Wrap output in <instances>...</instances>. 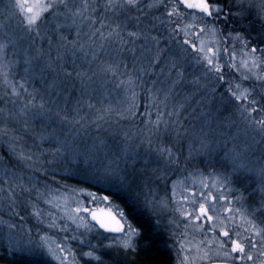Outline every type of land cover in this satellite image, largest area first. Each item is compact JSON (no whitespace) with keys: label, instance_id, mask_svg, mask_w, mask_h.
Instances as JSON below:
<instances>
[{"label":"snow or ice","instance_id":"1","mask_svg":"<svg viewBox=\"0 0 264 264\" xmlns=\"http://www.w3.org/2000/svg\"><path fill=\"white\" fill-rule=\"evenodd\" d=\"M133 7H139L138 0H104L103 4L96 0H79V3L76 0H13L4 5L10 16L14 15L20 20L28 45L22 57L24 75L17 82L10 76L15 75L11 72L12 66L21 61L16 55L18 41L15 37L0 40V76H3V83L10 89L4 93L5 106L0 107V138L9 146V152L0 154V164L4 166L0 183L3 200L7 202L12 215L20 216L17 211L19 196L27 194L29 202L33 192L37 198L44 196V192L33 183L38 178L29 177V187L25 184L26 174L22 171L18 173L17 169L21 165L36 168L38 163L44 162L41 157L47 160V150L43 149L46 142L52 141L58 145L51 149L54 155L69 153L78 170L87 171L109 183L127 185L132 179L128 163L141 158L137 149L142 145L146 144L150 150L144 153L143 158L154 152L158 157L165 158L167 164H179L180 150L175 145L187 140L188 155L185 161L201 154L223 152L221 159L233 164L232 175L240 169L258 173L261 196L258 203L247 202L242 193L237 195L239 189L229 188L233 180L228 173L216 172L209 173L210 184L201 178L198 192L194 186H185L184 181L179 180L173 181L171 197L157 198L149 189L145 196L146 203L151 204L159 216L170 214L168 222L173 228L172 235L180 244L177 250L178 264H200L204 261L207 264H264V71H253L264 69V0H156L150 5L166 10L165 16L172 25L169 38L177 43L176 50L169 49L168 53L157 47L152 62L159 66L158 62L164 60L171 85L162 90L156 87V80L151 81L150 85L142 89L147 98L144 113L147 119L142 122L143 126L133 134L128 131L122 135L114 132L105 139L99 135L102 122L106 124L115 118L119 125L121 120L134 119L139 110L135 89L143 85L144 81L141 80L140 85L136 83L140 77L134 75L135 65L129 71L123 61L112 63L102 60L97 51V47L102 51L106 44L117 40L121 45L129 43L122 36L125 22L108 16V13L111 10L131 11ZM100 8L102 12H98ZM253 15L261 25L257 37H252L240 23ZM49 17L52 19L49 20ZM248 23L251 25V21ZM242 28L243 31L240 30ZM129 36L137 37L138 33L129 32ZM180 36L183 39L177 41L176 38ZM153 39L159 45V39ZM38 40H47L46 50L42 43H37ZM97 40L100 41L98 46ZM9 46L13 49V58L10 60L6 59ZM237 50L242 54L239 63ZM194 65L199 66L197 71L201 72V76L192 77L191 83L196 91L209 86L212 93H216L220 87L226 90L219 94V106L215 112L202 113L204 118L197 124H185L181 119L184 104H173L169 110V100L172 89L184 83L190 74L189 68ZM121 66L125 71H120ZM37 69L41 76L49 72L51 79L45 81L43 90L32 87L29 91ZM242 69L247 71L242 72ZM109 73L116 78L127 75V79H120L116 85L117 88H126L130 93L127 108L120 109L110 103L96 108L92 102L90 85L96 77H105ZM236 73L241 75L237 77ZM73 80L79 81L81 85L80 98L76 100L75 106H70L67 99L63 104L57 103L60 93L66 91V85ZM246 82H250L247 87L244 86ZM85 107L87 111H83ZM152 109L155 110L154 120L151 119ZM224 113L228 115L223 117ZM21 117H30L32 120L47 117L58 127L45 132V126L41 124V131L37 133L30 121L25 120L23 129H31L32 136L39 140V143L33 141L34 151L33 148H23L19 143L24 140V136L19 135L20 130L15 125ZM91 125L97 128V137L90 146L78 150L81 145L77 143V137L82 131L86 135ZM65 127L67 133L64 132ZM171 137H174V144L166 139ZM134 140L139 143L133 145ZM246 156H255L261 166L258 169L245 168L242 158ZM237 160H241L239 166L236 165ZM221 166L226 167L223 164ZM158 171L159 168L153 169V173ZM178 185L181 188L179 194ZM44 189L45 192L48 190L47 184ZM80 191L83 193L84 190ZM88 195L92 197L88 203L95 204L96 196L92 193ZM99 200L111 204L109 195H103ZM73 202L77 205L74 211L69 209L67 201L62 211L67 212L77 230L83 226L85 233L90 234L98 226L99 229L118 234L111 237L106 245H89V250L81 254L82 258H94L97 264H108L97 253L110 248L129 257L128 260H117L114 264H164L150 242L141 245L140 230L128 221L123 211L118 210V205L101 209L98 206L87 207L78 198ZM47 203L51 204L52 200H47ZM32 206L33 214L38 219L42 218L44 213L34 203ZM112 208H116L117 212H113ZM222 213L228 215L223 216ZM48 215L55 218L53 213ZM20 220H23L22 216ZM0 223L6 224L9 231L22 227L11 220H0ZM181 225L184 230L175 231ZM207 233L213 235L208 237ZM197 234L203 235L204 239H198ZM57 251L71 254L70 250L60 245ZM57 258L64 264L66 256ZM87 264H91V261Z\"/></svg>","mask_w":264,"mask_h":264},{"label":"rangeland","instance_id":"2","mask_svg":"<svg viewBox=\"0 0 264 264\" xmlns=\"http://www.w3.org/2000/svg\"><path fill=\"white\" fill-rule=\"evenodd\" d=\"M13 0H0V40L9 39L15 37L18 41L17 47L19 45L25 43V46L28 45V40L23 32V29L20 26V20L12 15L10 16L8 12L5 11L4 5L12 3ZM79 3V0H76ZM97 3L103 4L104 0H96ZM167 2V0H165ZM139 7H133L132 10L136 12V19L133 18L131 15L125 16L124 13L128 12L127 10H111L108 13V16L118 18L123 20L126 24L124 31L122 32V36L125 40L129 41L124 45H121L120 42L114 41L112 43H108L105 45L104 50H99L97 47V51L99 56L102 60H106L112 63L117 61H123L127 64L128 70H133V66L135 65V72L134 75L140 77L138 80H142L144 77H152V79L157 81L156 87L162 90H166L171 85V78L167 75V68L161 72V67H164L162 64L156 68V65H153L154 60V52L157 47H167L166 50L168 51L171 49L172 51L176 50L177 43L170 39L171 27L168 23V20L165 16L166 10L162 7H150V5L156 3V0H138ZM103 9H98V12H102ZM126 18V19H125ZM49 20L52 18L49 17ZM137 20V21H136ZM163 21V23H161ZM61 22H63V18L61 17ZM146 26V27H144ZM149 26V28H147ZM99 27V25H96ZM152 28V29H151ZM150 33H149V30ZM87 31V29L85 28ZM74 34V29L72 30ZM129 32H137V37L129 36ZM156 37L159 39V45L156 44V41L153 39ZM71 38V37H70ZM183 37H177L176 40L180 41ZM37 43L46 44L47 40L44 41H37ZM100 44V41L97 40V46ZM165 50V52H166ZM21 50H17L16 55L19 56ZM8 56L6 59L13 58V49L11 46L7 49ZM90 58V57H89ZM148 59V60H147ZM227 59V57H225ZM240 59H242V54L237 50V63H239ZM16 65H13L11 68V72L14 73ZM199 66L194 65L193 67L189 68V75H187L186 80L183 84H178L172 89V96L169 100V110H171L173 104H184V110L181 119L184 120L185 124H197L200 120L204 117L201 115L202 113L207 114L208 112H215L216 108L219 106V94L225 92L224 87H220L217 89L216 93H212L209 86L208 88H201L199 91H196V88L191 83L193 75L201 76V72L197 71ZM121 72L125 71L123 66L120 69ZM247 70H243L242 72H246ZM253 71H264V69H253ZM241 73H236V76L239 77ZM16 76V75H14ZM14 76H10V79H14ZM174 78V77H173ZM120 79H127V75L120 76L118 78L112 77L111 73L105 76V87L107 88L106 91L103 92L102 96H97V94H92L93 100L95 101L96 108H101L104 105L112 104L115 107L120 109H124L128 107L130 102V93L126 91V88L120 87L117 88L116 85L118 84ZM202 82H203V78ZM137 81V80H136ZM153 81V80H152ZM115 82V86H110V83ZM148 83H144L140 87H137L135 90L138 93V98L136 103L139 105L138 114L134 119H126L121 120L120 124L117 125L115 122V118L108 121V123L103 124L102 128L99 130V135L106 134V137L102 136V138L107 139L112 133H119L122 135L124 131H128L130 134L135 133L137 128L143 126V121L147 119L144 116L145 113V104H141L142 102V95L145 94L142 89H145ZM140 85V82H139ZM250 82L245 83V87L249 86ZM6 90H10L9 86L3 83V76H0V107H4V100L5 96L4 93ZM30 91V89H29ZM95 95V96H94ZM88 98L87 96H85ZM84 97V98H85ZM160 97H163V91L160 92ZM210 97H214V99H210ZM80 98V96H79ZM85 98V99H86ZM145 101L146 97L144 95ZM187 98V99H186ZM7 99H11L8 97ZM98 101V102H97ZM8 107H13L12 105H8ZM150 107V105H149ZM83 111H87V108ZM228 113H224L223 117H226ZM222 117V118H223ZM25 119H29V117H22ZM151 119H155V110L152 109V116ZM22 120V119H21ZM21 120L18 119V122L21 123ZM32 121V119L30 120ZM36 121V120H35ZM44 122L47 126H45L44 131L50 132L52 128H56V124H52L47 118H45ZM43 122V123H44ZM53 125V126H52ZM58 127V125H57ZM19 135L23 131L18 128ZM88 135L82 137V132L80 137H77V143L81 145V148L78 150H83V148L88 147L92 144L93 139L97 137L98 130L95 125H91L88 127ZM67 128H64V132L67 133ZM96 133V134H95ZM91 137L93 139H91ZM62 138V137H61ZM169 143H175L174 137L166 138ZM90 140H92L90 142ZM23 148H26L24 143L19 142ZM133 145L139 143L138 140L132 141ZM26 144V143H25ZM49 148H45L48 153L54 155L51 152V149L58 147V145L53 142ZM27 146V145H26ZM176 149L180 150V163L179 164H167L165 158L158 157L154 152L148 156L146 159L143 158L145 152L150 151L147 148V145H142L138 152L141 153V158L134 159L129 161V167H133V165H139L140 161L143 162L144 165L150 164V169L146 172L148 173L147 179L151 182L142 181L140 180L136 190L133 194H127L126 197L122 195V197L128 201V204L124 203L118 198L117 188L114 189L113 186H118L116 182H106L101 180L100 183L98 181L92 180L89 181L90 177H94L90 173L89 178H81V180H85L88 182L79 181L80 179L73 178V181L70 182L67 180L57 179L52 175H48L51 181L44 179L46 174V170L40 167V163L36 165V168L40 170L37 171L36 168H29L25 167L24 165L20 166V169L17 170L18 173L21 171L25 173V184L27 185V181L29 177H37V180H33V183L36 185L37 188L44 192V196L41 198H37L36 193L33 192L31 194V202H29V198L27 194L25 196L18 197V204H17V211L20 212V216L23 217V220H20V216H14L11 214V209L8 206V220L12 222H18L22 225L19 229H13L9 231L8 227V237L7 242L5 243L8 247V255H25L30 256L29 258L37 259V257H41L46 259L47 261L53 264H61V261L57 258L59 256H66L64 264H87L90 260L91 264H97L94 258L83 257L82 253L89 250V245H97V244H108L111 237L116 235L105 234L102 233L98 227L94 228L93 231L88 234L85 233L84 227L81 226L78 230L76 229V225L68 218L67 212L62 211L64 208L65 201L68 202V207L72 211L76 208V203H74V199L78 198L81 203L85 204V206L90 208H96L97 206L101 209L112 207V205H118L119 211H123L128 221L133 223L136 226L140 233L142 234V230L137 226L136 222L131 218L130 208L134 210H143L149 216L148 218L155 223V227L157 230L167 232L171 239V242L168 244V249L171 254L172 264H178L179 257L177 254V250L180 247L176 238L172 235L173 228L168 222V216L170 214L159 216L156 214V211L153 210L151 204L146 203L145 196L149 192V189L152 190V193L157 196V198L168 196L171 197V190L173 187V181H184L185 186L188 187H195L197 192L200 188V180L203 178L205 182L211 183V179L209 178L210 172L216 173H228L230 178L233 180V183L229 185L230 189H238L237 184L240 182L243 184H248L252 189V194L261 196L259 191L260 187V176L257 172H247L245 169H240L238 173L232 175L233 164L231 161L222 160L223 152L214 155H198L195 156L194 159H189L185 161V157L188 155V141L183 140L180 144L175 145ZM194 148L197 145H193ZM231 147V144H229ZM259 155L258 153L256 154ZM60 161L65 159L68 161L70 160L71 163H75L73 161L72 156L67 152H62L59 155H55ZM44 159L41 157V160ZM62 161V162H63ZM242 162L245 165V168H255L258 169L261 164L256 159L255 156H246L242 158ZM64 163V162H63ZM241 160L236 161V165L239 166ZM226 165V167H222L221 165ZM10 167V166H9ZM159 168L158 172L153 173V169ZM199 170V171H197ZM145 171V170H144ZM86 171L84 174L86 175ZM191 173V175H189ZM185 177H187L185 181ZM79 179V180H78ZM97 179V178H96ZM70 180V179H69ZM100 180V179H99ZM195 180V183H194ZM142 181V182H141ZM92 182V183H90ZM80 183V184H78ZM47 184V191L45 192L44 185ZM96 184V185H95ZM145 184L144 187L140 186ZM154 187H149L152 185ZM98 185H102L103 189L98 187ZM31 186V185H27ZM122 186V185H121ZM127 186V185H126ZM122 189L123 194H125V190L127 187ZM141 188V189H140ZM75 189V192H73ZM81 189H83V193H81ZM58 190V191H57ZM115 190V191H114ZM139 190L141 192H139ZM181 188L177 186V192L180 193ZM214 194L215 190H212ZM115 192V193H114ZM88 193H92L96 196L97 202L95 204L88 203L92 199L88 195ZM241 193H237L239 195ZM244 198L247 202L252 203L250 199L246 196V193H243ZM103 195H109L111 197V204L107 202H100L99 197ZM231 199V196L229 197ZM179 199V195L177 196ZM47 200H52V203H47ZM59 202V207H57V203ZM133 203L131 206L129 203ZM33 203L44 213L43 217L38 219L34 214ZM222 203V202H221ZM239 206V205H237ZM113 212H117L116 208H112ZM189 210H191L189 208ZM49 213L55 214V218L53 219L52 216H49ZM223 216H227L228 213H222ZM2 216H0V220ZM90 221V216L88 217ZM94 223V222H92ZM217 223H219L217 221ZM3 223H0V227ZM6 225V224H5ZM53 225V226H50ZM207 227V225H206ZM30 229V231H29ZM156 230V229H155ZM183 225L180 226L179 229H175V231L180 232L183 231ZM191 231V229H189ZM81 234H84L83 236ZM218 234V233H217ZM208 237H211L212 233H207ZM67 237V239H66ZM72 237H76V239H72ZM198 239H204L203 235L197 234ZM191 239V236L189 237ZM63 246L66 250H70L71 254L60 253L57 251V246ZM55 253V255H53ZM101 255L102 258L108 262V264H114L117 260H125L128 257L118 254L114 249L104 248L101 249L98 253ZM186 253H181L180 255H185ZM121 255V256H120ZM106 257H110L106 259ZM200 262L201 263H205ZM39 264V263H38Z\"/></svg>","mask_w":264,"mask_h":264},{"label":"trees","instance_id":"3","mask_svg":"<svg viewBox=\"0 0 264 264\" xmlns=\"http://www.w3.org/2000/svg\"><path fill=\"white\" fill-rule=\"evenodd\" d=\"M124 15L125 16L131 15L133 18H135V19L137 18L136 12L132 9H131V11L124 13ZM117 17L119 18L120 16L117 15ZM248 21H251V25H249ZM240 23L243 24L244 28L248 29V32L251 33L252 37H257V34L261 31L260 22L258 19L255 18L254 15L249 16L247 20L241 21ZM144 27H146V26H144ZM147 28H149V26ZM240 30L243 31V28ZM149 33H150V30H149ZM43 46L46 50L48 44L47 43L43 44ZM162 46H163V44H162ZM162 46L160 48H162ZM25 48H27V46H25V43H23V44L19 45V47H17V49H16V52H17V50H18V52H19V50H21L20 51L21 53L18 56L21 58V61L19 64L16 65L15 70H14V73L16 76L13 77L14 80L17 82H19L21 77L24 75V73H23L24 65L22 62V57H23V50ZM166 48L167 47H164V50H166ZM165 53H168V51L166 50ZM53 55H55V53H53ZM160 64H162L164 66L163 67L164 69L167 68L163 59H161L158 62L159 66H160ZM159 66H157L156 68L158 69ZM85 67H87V65H85ZM93 67H95V63L93 64ZM50 79H51V75L49 72L46 71L44 73V75L41 76L39 73V69H37L36 74L33 76L31 84L29 86L30 91H31L32 87L43 90V88L45 86V81L50 80ZM142 80L144 81V83H148L147 85H150L151 81L154 79H152V77L146 76ZM139 82H140V80L136 81V83L138 85H139ZM110 86L111 87L115 86V82L110 83L109 87ZM80 87H81V85H80L79 81L73 80L70 83H68L66 85V91H62L60 93V96L57 99V103L63 104L65 99H67L68 104L70 106H75V102L77 99H79V96H80ZM106 89L107 88L105 87V77H99L98 76L95 78V82L90 85L89 91H90V94L93 93L95 95L97 94V96L103 97V92L106 91V93H107ZM144 95L145 94L142 95V101H141L142 102L141 104H143V105L145 104ZM85 100H87V98ZM93 102L95 103L94 100H93ZM17 103H19V101ZM45 118H47V117H37L35 119L36 121L35 120L30 121L31 120L30 117H29V119H25V118L21 117V118H19L20 120L22 119L21 123L17 121L15 126L17 128H20L21 131L23 130L20 134L22 136H24L23 142L26 143V144L24 143L26 148H33V141L35 140L36 143H39V140H38V137L32 136V130L31 129H29L27 131L23 129L22 126H23L24 121L29 120L30 123L34 126L37 133H39L41 131V129H40L41 124L47 126L46 123L44 122ZM55 126L57 127V125H55ZM88 131H89V129L87 128V134L86 135H88L90 133V132L88 133ZM86 135H85L84 131H82V137H84ZM101 135L106 137V134L101 133L100 136ZM91 139H93V138L91 137ZM91 141L92 140H90V142ZM52 143H53L52 141L44 143L43 149L46 150L45 148H49L51 145H53ZM33 150L35 151L36 149L33 148ZM5 152H9V146L7 143H5L3 138H0V154H3ZM45 156L47 157V160L42 159V161H44V162L42 164H40V167H42L44 170H46L47 173L49 172L48 174H46V176H44L45 177L44 179H46L48 181H51V179L48 175H52L57 179H61L63 181L67 180L70 182L73 181V178H75V179L79 178L80 180L79 179L78 180L82 181L81 180L82 177L83 178L84 177L85 178L90 177L89 172L86 173V175H85L84 170H82V169L78 170L75 163H71L70 160L67 161L65 159V161H63V160L60 161L58 158H56L55 155H52V154L48 153L47 151H45ZM9 166L11 167V165H9ZM150 167H151L150 164L144 165L143 162H141V161H140L139 165H137V166L133 165V167H129L128 172L131 174L132 179L130 180L129 184H127V186L122 185L124 187L125 186L127 187L125 190H123V191H125V194H123V192H122V189H124V187L122 188L121 185H119L120 187L113 186L114 189L117 188V193H115V192L114 193L116 195H118V198L120 197V199H123L122 201L124 203L128 204V201L125 200L122 197V195H124V197H126L127 194H133L134 191L136 190V187H137L140 180H142L144 182L147 181L148 183L151 182L150 179L149 180L147 179L148 173H146L150 169ZM19 169H17V170H19ZM3 171H4V166H3V164H0V183H2ZM89 179H90L89 181H92V180L98 181L97 183H100V181H101V180L93 178V177H90ZM73 182H76V181H73ZM83 182H88V181L83 180L82 184H83ZM90 183H92V182H90ZM78 184H80V183H78ZM101 186L102 185H100V186L98 185V187L103 189V187H101ZM140 186L144 187L145 184H144V186L140 184ZM154 186L155 185L153 184L152 186H149V187H154ZM237 186L239 189V193H242V192L246 193L247 194L246 196L248 197V199L251 200L252 203H258L259 202L260 197H258L257 193L252 194V189L249 188L250 186L248 184H243V182L242 183L240 182L239 184H237ZM139 192H141V191L139 190ZM129 204L131 206H133L132 202ZM130 212H131V218L136 222L137 226L139 225L142 228V230L144 232V236L141 240V245L143 246L145 243L150 242L153 249L155 250L158 258L161 261H163L164 264H170L169 263V256L166 254L165 250L162 248V241H161V237H160L162 234L160 233V230H157V228L155 227V223H153V221L148 218L149 216L143 210H138V209L135 210V208L133 210L130 208ZM0 216H2L1 217L2 220H8V204L6 201L3 200V194L2 193H0ZM156 231L158 233H156ZM102 233H104V232H102ZM7 234H8L7 225L3 224L0 227V264H38V263L39 264H53V263H51V262H49L46 259H43L41 257H37V259H32V258H29L30 256L27 257L25 255H11V256L8 255V248H7L8 246L5 244V243H8L7 242V240H8ZM108 258H110V257H106V259H108ZM128 259H129V257L125 260H128Z\"/></svg>","mask_w":264,"mask_h":264},{"label":"flooded vegetation","instance_id":"4","mask_svg":"<svg viewBox=\"0 0 264 264\" xmlns=\"http://www.w3.org/2000/svg\"><path fill=\"white\" fill-rule=\"evenodd\" d=\"M138 227L142 230V228L139 225H138ZM156 233H158V232L156 231ZM160 233L162 234L160 236L161 241H162V248L165 250L166 254L169 256V263L172 264L171 254H170L169 249H168V247H169L168 244L171 242V239H170L169 234L167 232L160 231ZM143 236H144V232L142 230L141 240H142ZM141 240H140V243H141Z\"/></svg>","mask_w":264,"mask_h":264},{"label":"water","instance_id":"5","mask_svg":"<svg viewBox=\"0 0 264 264\" xmlns=\"http://www.w3.org/2000/svg\"><path fill=\"white\" fill-rule=\"evenodd\" d=\"M98 227V226H97ZM99 229V228H98ZM100 231L104 232L105 234H111V235H118L117 233H111V232H107L106 230L104 229H99ZM201 264H207V262L205 263H201Z\"/></svg>","mask_w":264,"mask_h":264}]
</instances>
